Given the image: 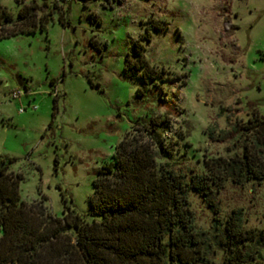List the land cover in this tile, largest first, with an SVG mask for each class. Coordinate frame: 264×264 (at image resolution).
I'll use <instances>...</instances> for the list:
<instances>
[{
    "label": "rangeland",
    "instance_id": "obj_1",
    "mask_svg": "<svg viewBox=\"0 0 264 264\" xmlns=\"http://www.w3.org/2000/svg\"><path fill=\"white\" fill-rule=\"evenodd\" d=\"M53 1L62 15L54 11L44 31L0 40V160H12L9 170L20 174L21 201L43 198L52 215L67 207L90 222L92 180L136 118L167 117L171 154L158 162L187 175L204 174L210 160L253 142L240 127L254 114L264 120V0L45 5ZM32 4L44 7L42 0H0L12 18ZM136 46L153 80L123 73ZM216 200L220 221L240 209L243 230H264L263 184L226 181ZM187 203L207 259L222 264L212 213L195 193ZM249 250L254 264H264L262 247Z\"/></svg>",
    "mask_w": 264,
    "mask_h": 264
},
{
    "label": "trees",
    "instance_id": "obj_2",
    "mask_svg": "<svg viewBox=\"0 0 264 264\" xmlns=\"http://www.w3.org/2000/svg\"><path fill=\"white\" fill-rule=\"evenodd\" d=\"M45 1L44 7L22 5L14 18L0 8V40L44 31L52 13L61 11L56 1ZM141 51L136 46L133 58L125 55L123 73L153 80L156 73ZM167 124L165 115L134 120L92 180L90 222L67 207L60 217L52 215L43 198L21 201L20 174L9 170L12 160H0V264H211L202 234L193 229L189 192L217 223L213 239L224 253L222 264H254L249 247L264 249V230H243L240 209L217 219L216 196L226 181L264 185V120L254 114L240 127L241 136L254 139L250 146L226 160H210L204 174L190 175L158 162L171 154Z\"/></svg>",
    "mask_w": 264,
    "mask_h": 264
},
{
    "label": "built area",
    "instance_id": "obj_3",
    "mask_svg": "<svg viewBox=\"0 0 264 264\" xmlns=\"http://www.w3.org/2000/svg\"><path fill=\"white\" fill-rule=\"evenodd\" d=\"M20 96V91H15L11 94V98L12 99H15V98H18Z\"/></svg>",
    "mask_w": 264,
    "mask_h": 264
}]
</instances>
